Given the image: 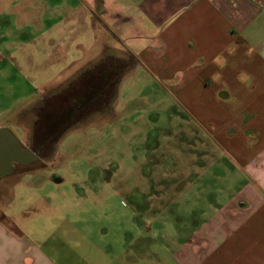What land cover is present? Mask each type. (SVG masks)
I'll return each mask as SVG.
<instances>
[{
	"label": "rangeland",
	"instance_id": "obj_1",
	"mask_svg": "<svg viewBox=\"0 0 264 264\" xmlns=\"http://www.w3.org/2000/svg\"><path fill=\"white\" fill-rule=\"evenodd\" d=\"M38 2L0 0V128L22 147L51 121L53 105L77 108V90L103 93L90 108L69 111L46 169L0 180V200L11 193L6 213L32 222L30 240L54 264H179V243L234 191L225 159L209 143L200 156L196 133L203 135L176 94L139 69L130 75L122 51L108 47L68 76L79 56L68 19L38 12ZM43 39L59 47V59L43 62L47 74L37 61L49 47Z\"/></svg>",
	"mask_w": 264,
	"mask_h": 264
},
{
	"label": "crops",
	"instance_id": "obj_2",
	"mask_svg": "<svg viewBox=\"0 0 264 264\" xmlns=\"http://www.w3.org/2000/svg\"><path fill=\"white\" fill-rule=\"evenodd\" d=\"M40 3L38 12L54 14L52 19L62 13L68 19L73 50L79 54L70 59L75 69L68 76L108 47L122 51L133 60L130 75L139 69L176 94L174 101L203 135L201 139L196 133L200 156L208 154L209 143L225 159L234 191L212 204L208 217L179 243L178 263L264 264V0ZM81 37L87 38V54L81 51ZM51 41L37 59L41 72L43 62L59 59V47ZM10 196L0 200V264H54L30 240L32 222L16 221L15 214L6 213ZM46 204L47 211H56L55 205Z\"/></svg>",
	"mask_w": 264,
	"mask_h": 264
},
{
	"label": "flooded vegetation",
	"instance_id": "obj_3",
	"mask_svg": "<svg viewBox=\"0 0 264 264\" xmlns=\"http://www.w3.org/2000/svg\"><path fill=\"white\" fill-rule=\"evenodd\" d=\"M70 90L68 92H74L73 90ZM97 91L91 90L90 88H86V90L81 91L77 90V92L75 91L78 93L76 97L79 99L73 100V103L77 105V108L74 106L70 107L67 105H62L61 102L59 103L58 107L53 105L52 107L54 108L51 109L54 111V114L50 116L51 121L47 123L44 122L43 127H41V124L38 128V133H34V135L31 136L26 144H22V147L20 146L21 150L24 151V153H29L32 155L33 159H26L20 162L12 163V170L0 177V180L13 174H18L19 177L26 174L31 175L34 170L45 169L48 162L52 163L55 161L54 158L56 155L58 156V152L61 149L62 144L60 142L65 138H62L61 135H59V127L61 128V126L69 123L70 110H75L78 108L84 110L85 108H90L92 104L91 99H97V97H100L101 93H103L101 88H99ZM60 93L62 92H57V94ZM43 104L44 103L41 105Z\"/></svg>",
	"mask_w": 264,
	"mask_h": 264
},
{
	"label": "water",
	"instance_id": "obj_4",
	"mask_svg": "<svg viewBox=\"0 0 264 264\" xmlns=\"http://www.w3.org/2000/svg\"><path fill=\"white\" fill-rule=\"evenodd\" d=\"M33 159L29 153L21 150L20 144L6 128H0V177L12 170V163Z\"/></svg>",
	"mask_w": 264,
	"mask_h": 264
},
{
	"label": "trees",
	"instance_id": "obj_5",
	"mask_svg": "<svg viewBox=\"0 0 264 264\" xmlns=\"http://www.w3.org/2000/svg\"><path fill=\"white\" fill-rule=\"evenodd\" d=\"M128 60L130 59V58H128V57H126ZM130 61H131V64L133 63V60L132 59H130Z\"/></svg>",
	"mask_w": 264,
	"mask_h": 264
}]
</instances>
